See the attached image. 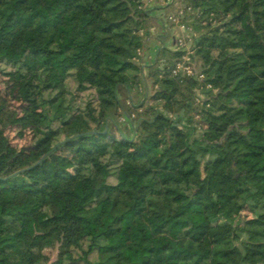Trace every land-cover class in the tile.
<instances>
[{
  "label": "trees",
  "instance_id": "1",
  "mask_svg": "<svg viewBox=\"0 0 264 264\" xmlns=\"http://www.w3.org/2000/svg\"><path fill=\"white\" fill-rule=\"evenodd\" d=\"M187 1L193 77L164 41L141 74L143 0H0V70L40 108L0 97V139L32 133L0 145V264H264V0Z\"/></svg>",
  "mask_w": 264,
  "mask_h": 264
},
{
  "label": "rangeland",
  "instance_id": "2",
  "mask_svg": "<svg viewBox=\"0 0 264 264\" xmlns=\"http://www.w3.org/2000/svg\"><path fill=\"white\" fill-rule=\"evenodd\" d=\"M144 6L147 8L146 13L149 14L150 19L147 22L149 27L146 36L144 37V47L140 52V58L138 59V64H142L141 74H144L143 69L145 65H150L152 60L156 57L157 49L159 47V40H163L167 46L170 47V50L176 51L177 46L176 40L179 36H182L184 41L187 44V47H192L193 40V20L190 17V14L193 9L190 7V4L187 0H143ZM196 12V11H195ZM156 17V18H155ZM159 19V20H157ZM171 19H175L173 22ZM157 20V21H156ZM184 26V30H181L179 26ZM167 35H166V34ZM158 34H162L163 39ZM34 35L29 33V38H33ZM34 42V41H33ZM35 44V43H34ZM162 48V46L160 47ZM178 51V50H177ZM41 57L28 55L26 58V66L30 70L37 69L40 67ZM193 69L194 66L192 65ZM195 70V69H194ZM8 71V70H7ZM7 71L0 70V97L4 99L6 106L9 110L16 112L20 116H28L31 118H37L40 115V108L37 103L27 102L22 99V92L19 83H16L11 80V77L4 73ZM133 71L129 70L126 74H132ZM158 78H147L144 86L141 85L140 92L146 89V92L152 93L153 89L156 87L153 85V82ZM68 84L73 90L74 86L72 81L69 79ZM188 87L192 88V100L196 102V98L202 99L203 95L201 90L192 85L191 82L186 83ZM190 85V86H189ZM136 89H132L131 93L126 95L123 92H119L118 99L123 106V109L129 113H135L134 110L130 108V98L136 101L137 94ZM90 92H85L81 94V97H87ZM139 99V98H138ZM120 112V111H119ZM132 119L135 118L131 116ZM112 120V118H109ZM116 120L120 124L125 123L124 118L119 117ZM109 124L115 126L114 121H109L107 123L106 131L109 129ZM105 131V132H106ZM4 136L6 140L0 139V145L6 144L8 142V148L10 151H17L19 149L26 148L31 141V129L27 128L22 130L19 127H12L4 131ZM82 186H79V190ZM156 224H152L154 226ZM179 229V228H178ZM59 245L57 243L49 242L45 249L43 250L44 255L49 259L50 262L54 261L57 257Z\"/></svg>",
  "mask_w": 264,
  "mask_h": 264
},
{
  "label": "built area",
  "instance_id": "3",
  "mask_svg": "<svg viewBox=\"0 0 264 264\" xmlns=\"http://www.w3.org/2000/svg\"><path fill=\"white\" fill-rule=\"evenodd\" d=\"M175 22V19H171ZM181 30H184V26H179ZM177 50L185 52V54L175 63V66L172 70L173 76H185V77H193L196 75L195 70L191 64V47H187L186 42L184 41L182 36H179L176 40ZM199 78H202V75H197Z\"/></svg>",
  "mask_w": 264,
  "mask_h": 264
},
{
  "label": "crops",
  "instance_id": "4",
  "mask_svg": "<svg viewBox=\"0 0 264 264\" xmlns=\"http://www.w3.org/2000/svg\"><path fill=\"white\" fill-rule=\"evenodd\" d=\"M155 18H156V17H155ZM157 20H159V19H157ZM157 20H156V21H157ZM165 34H166V33H165ZM166 35H167V34H166ZM158 36H161V37H162L163 35H162V34H158ZM162 39H163V37H162ZM162 41H163V40L158 41V42L160 43V44H159L160 47H161V46H164V45L162 44ZM167 47L170 49L169 46H167Z\"/></svg>",
  "mask_w": 264,
  "mask_h": 264
},
{
  "label": "water",
  "instance_id": "5",
  "mask_svg": "<svg viewBox=\"0 0 264 264\" xmlns=\"http://www.w3.org/2000/svg\"><path fill=\"white\" fill-rule=\"evenodd\" d=\"M164 46H162V48H163ZM109 121H112L111 119H109V118H107L106 119V126H105V130H104V132L103 133H105V131H106V128H107V123L109 122Z\"/></svg>",
  "mask_w": 264,
  "mask_h": 264
}]
</instances>
